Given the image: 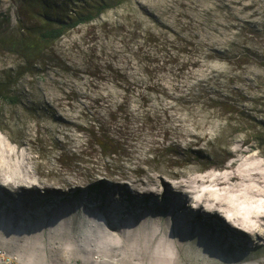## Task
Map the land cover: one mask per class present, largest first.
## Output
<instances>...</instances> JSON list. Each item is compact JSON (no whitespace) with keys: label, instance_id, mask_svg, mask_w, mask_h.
Segmentation results:
<instances>
[{"label":"rangeland","instance_id":"obj_1","mask_svg":"<svg viewBox=\"0 0 264 264\" xmlns=\"http://www.w3.org/2000/svg\"><path fill=\"white\" fill-rule=\"evenodd\" d=\"M2 1L0 192L14 202L0 247L33 264H171L177 240L205 244L181 224L215 218L243 263L264 264V0H129L49 46L21 28L42 24L38 10ZM101 129L116 154L95 145ZM99 182L136 204L100 210L81 197ZM166 200L178 211L163 217Z\"/></svg>","mask_w":264,"mask_h":264},{"label":"trees","instance_id":"obj_2","mask_svg":"<svg viewBox=\"0 0 264 264\" xmlns=\"http://www.w3.org/2000/svg\"><path fill=\"white\" fill-rule=\"evenodd\" d=\"M78 0H23V8L24 11H39V16L42 24L34 27H22V29L30 30L31 35L38 36L39 42L43 43L46 46L52 45L58 40H60L65 34L69 31L74 30L80 25L89 24L96 19H98L101 15L105 14L107 11L121 6L125 2L129 0H97L95 4L92 5V8H73V5ZM0 4L3 5V1L0 0ZM60 5V8L58 7ZM0 45H4V41L0 38ZM16 47L20 46L21 49H18L20 52L24 53L28 58L34 56H40L42 50L40 47L29 44L26 45L24 42L21 44L17 42L14 44ZM24 45V47H22ZM4 99L9 100L13 103H18V98L10 97L9 95H1ZM105 130V129H104ZM101 129L98 131V140L95 145L98 146L102 152H106L107 156H112L116 154V150L112 151L111 149H115L119 144V140L115 137H110L106 131ZM101 133H103L101 135ZM109 149V151H107ZM78 195V194H74ZM88 197L89 200L99 203L100 210H104L108 213H111V209H109L110 205H116L114 208L121 207V204L124 200L134 202V198L125 194L122 191L115 190L114 187L103 185L102 182L97 183L96 185L88 186L85 190V193H81V197ZM66 200V199H64ZM22 209L30 208L29 205L31 202L27 199H22L19 201ZM149 197H145L144 203L149 204ZM132 204H136L135 202ZM40 205V204H39ZM38 204H34L36 208L39 206ZM109 210V211H108ZM128 210V208H127ZM173 211H178V208L171 205L167 200L163 201L162 204L154 203V212L163 217H168ZM127 217L132 216H140L137 213H129L128 215H124ZM175 217V215H173ZM36 220V219H34Z\"/></svg>","mask_w":264,"mask_h":264},{"label":"bare ground","instance_id":"obj_3","mask_svg":"<svg viewBox=\"0 0 264 264\" xmlns=\"http://www.w3.org/2000/svg\"><path fill=\"white\" fill-rule=\"evenodd\" d=\"M51 194H53V192L49 193L50 196ZM13 202L14 201L12 196L0 192V205L6 206L5 207L6 211H10V209L13 206ZM110 206L113 207L114 205H110ZM212 219L215 218H210L207 221L206 220L202 221L198 217H196L193 218V220H189L186 223L181 224L180 226L181 230L182 232H184L185 235H191L192 233H195V239L203 238L206 245L202 244L203 242H201L199 249L196 247L198 249L197 253L195 252L191 253L189 246H185V244L182 245L180 242H179L180 244H178V240H177L176 250L171 264H177L178 262L176 261L175 255H181L183 253H185L188 256L192 255L198 258L209 257L208 259H210L209 254H213L214 256L218 257V259H222V261L225 260L223 264H241V263L253 264V263H243V262H248L251 259H246L247 256H242L244 254L246 255V253L243 251L246 249L240 248L242 244V240L236 238V240L238 241L236 242L234 241L235 237H233V235L225 234L224 232L226 233H232V232L228 230L224 224H220L219 221H217V223L219 225L220 230L218 229L216 230L214 226L215 220ZM253 231H256L255 228H253ZM232 251L235 253V255H238V256H232V257H236L234 259L229 258L230 257L229 254H231ZM95 258L97 260H103L101 256H96ZM212 261L214 262V260ZM8 262L12 264H27V263L33 264L24 261L18 253L10 252L4 247H0V264H8Z\"/></svg>","mask_w":264,"mask_h":264},{"label":"water","instance_id":"obj_4","mask_svg":"<svg viewBox=\"0 0 264 264\" xmlns=\"http://www.w3.org/2000/svg\"><path fill=\"white\" fill-rule=\"evenodd\" d=\"M175 257H176V259H178L176 255H175ZM8 264H12V263L8 262ZM27 264H28V263H27ZM120 264H123V263H120ZM189 264H190V263H189ZM196 264H197V263H196ZM198 264H205V263H198Z\"/></svg>","mask_w":264,"mask_h":264},{"label":"built area","instance_id":"obj_5","mask_svg":"<svg viewBox=\"0 0 264 264\" xmlns=\"http://www.w3.org/2000/svg\"><path fill=\"white\" fill-rule=\"evenodd\" d=\"M124 264H127V263H124ZM129 264H143V263H140V262H133V263H129Z\"/></svg>","mask_w":264,"mask_h":264}]
</instances>
